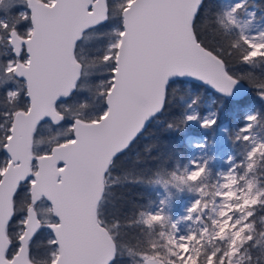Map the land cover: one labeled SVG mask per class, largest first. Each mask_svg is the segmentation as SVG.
Returning a JSON list of instances; mask_svg holds the SVG:
<instances>
[{
    "label": "water",
    "instance_id": "95a60500",
    "mask_svg": "<svg viewBox=\"0 0 264 264\" xmlns=\"http://www.w3.org/2000/svg\"><path fill=\"white\" fill-rule=\"evenodd\" d=\"M196 2L127 1L123 7L125 10L121 11V30L124 24H127V30L122 38L119 37L120 72L116 77L117 88L112 90L110 96L113 112L109 119L102 127H89L93 120L81 119L83 123L77 126L70 138L79 134L76 145L64 141L52 145L48 152L34 154L32 130L41 119H49L50 123L56 124L51 122L48 115L53 111L62 115L55 103L71 91L81 72V63L74 55L75 43L86 29L103 18L105 0H96V9L91 15L87 9L92 0H26L30 27L35 29L31 42L34 64L30 76L36 106L30 117L18 120V132L12 144L13 155L5 154L7 161L12 160L13 163L0 184V264H38L28 258V241L19 239L22 234H30L33 230L36 220L34 213L29 224L23 225L18 237L24 251L17 254L16 249L11 259L6 256L9 239L5 229L14 210L13 196L20 183L27 181L26 178L33 172H38L39 178L32 189V196H29L30 203L32 199L43 198L50 205L55 222L57 206L48 199L49 195L56 198L59 210L67 214L71 207L75 213L71 224H66L63 229L66 241L71 240L73 255L66 253L62 264H70V261L73 264H106L114 241L112 236L107 229L96 232L94 236L88 235L80 223V217L86 216L91 223H96L97 206L103 194L104 175L110 161L127 146L142 114L158 107L169 77L186 70L183 63L173 58L172 53L178 45H187L193 39L192 16ZM8 38L12 51L16 53L12 43L14 38L10 34ZM16 43L23 46L20 40H16ZM184 80L204 85L210 91L225 96L200 80ZM246 90L247 85L241 81L233 95L225 97L240 98ZM37 156L46 158L36 160ZM65 160H71L73 168L61 174L59 169ZM64 175L71 179L61 184ZM51 235L55 238L53 233ZM48 264H53V260Z\"/></svg>",
    "mask_w": 264,
    "mask_h": 264
},
{
    "label": "trees",
    "instance_id": "16d2710c",
    "mask_svg": "<svg viewBox=\"0 0 264 264\" xmlns=\"http://www.w3.org/2000/svg\"><path fill=\"white\" fill-rule=\"evenodd\" d=\"M47 1V0H45ZM129 0H110L107 7L110 23L113 29H121V11ZM254 4L260 14H264V0H247L245 5ZM26 7V0H0V13L10 26H16L19 33L24 28L19 27L18 21L22 16L17 8ZM222 5L220 0H204L200 23L195 27L200 39L208 47L215 49L223 56L235 76H246L258 83H264V57L256 63H244V57L248 54L246 45L239 43L242 38L236 31L227 30L220 22ZM29 14V13H28ZM27 26H30L29 21ZM9 32L0 28V80L6 79V64L9 59H14L10 46L7 45L6 36ZM99 34L93 31H84L82 37L75 43L74 55L81 63L79 86L84 89L83 94L79 91L76 95L68 96L64 103L56 109L62 114L63 120L59 123H48L38 129V135L33 138L32 151L34 154L48 152L54 144L67 141L72 137L71 125L68 123L73 115L78 118L91 121L99 117L105 111V97L101 96L108 85L102 82L111 80V62L105 63L104 57L108 43L115 34L109 33L97 39ZM77 82V81H76ZM240 98H229L214 93L204 85L177 81L169 91L166 109L155 116L144 128L143 132L136 139L117 163L113 158L104 175L103 199H100L98 206L100 214L108 221V228L111 227L113 218H118L120 228L118 233H112L113 240L120 246L123 253L122 264H142L143 256H150L153 253L157 257L164 255L158 246V227L150 228L140 220V214L145 211L156 200V194L151 189V184L156 178L166 179L182 166L187 160V146L185 143V132L190 127L184 122L182 115L185 113L186 104L181 98L188 93V86L193 89L195 105L202 110V102L209 94L214 100L212 107L216 113V124L204 127L195 126L198 131L210 138L221 123H226L229 143L235 151V160L243 158L246 149V141L241 139V126L244 123L245 111L251 109L260 114L257 126L264 129V101L256 94L254 89L248 87ZM87 101V107L82 108L81 104ZM18 105L10 104L4 96L0 95V141L3 140L4 130L8 127L5 122L4 113L13 111ZM7 163L5 154H0V168ZM237 163V164H238ZM255 171L264 184V158L256 162ZM19 186L28 188V182L23 181ZM213 194V188L208 187V195ZM22 200L15 201L14 211L18 212L20 205L28 201V192L22 195ZM203 200H208V197ZM22 202V203H21ZM105 209L107 215L105 216ZM250 215L252 230L250 241H245L241 249L244 253L242 264H264V200L252 207ZM50 214V213H49ZM51 215V214H50ZM40 219L45 220L44 214L40 213ZM12 227L7 229L10 240L6 255H12L18 244V236L22 224L11 223ZM52 239L48 230L40 233L31 243L30 261L38 264H48L52 260V252L56 251L54 245L48 241ZM218 252L219 259L223 260L222 252L226 250L227 243L224 240H216L211 244L200 246L199 254L195 264H207L206 257L214 251Z\"/></svg>",
    "mask_w": 264,
    "mask_h": 264
},
{
    "label": "snow or ice",
    "instance_id": "6c2138e0",
    "mask_svg": "<svg viewBox=\"0 0 264 264\" xmlns=\"http://www.w3.org/2000/svg\"><path fill=\"white\" fill-rule=\"evenodd\" d=\"M204 0H197L195 4V12L192 16V33L193 39L191 43L183 46H177V48L172 53V56L178 62L184 64L186 70L179 71L178 74L172 75L169 77L168 82L164 86L163 97L159 102L158 107L152 110L145 111L141 118L140 123L137 129L135 130V134L131 137L126 147L122 148L116 155L113 157V162L117 163L118 159L123 157L124 154L128 151V149L134 144L139 135L143 132L146 125L160 112L164 111L167 106L169 91L172 87L177 83V81L183 79H197L200 80L203 84L211 86L218 93L224 94L225 96H232L234 93V89L241 81H247L248 87L254 89L256 94L264 99V83H258L255 80H251L246 76H235L231 69L228 67L227 62L215 49L208 47L203 41L200 39V35L196 29V25L200 23V14L201 8ZM246 2V0H245ZM110 0H105V12L102 19H100L97 23L91 25L85 31H93L98 33L97 39L102 38L104 35L112 33L118 35L119 37H123L126 34L127 24L123 25L122 30H114L110 21L112 18L109 16L107 7L110 4ZM245 4L240 2L236 3L233 7L232 12L226 13V17L230 20L235 19V13L238 12L239 9L243 8ZM96 9V0H92V3L88 5L87 12L91 15ZM125 9H122L124 11ZM17 12L21 14L22 21H18L19 27L24 28L23 33H19L16 26H10L5 20L0 18V28L9 32L10 36L13 37L12 43L15 45L16 56L18 59L10 60L6 64V79L0 80V95L4 96L5 99L13 105H18L15 110L9 111L3 114L5 117V122L8 124V127L4 130L3 140L0 141V154H8L13 155L12 153V144L16 138L18 132V120L21 118H28L32 115L33 109L36 106V97L33 93L31 76L30 72L32 70V65L34 64V56L32 53L31 42L33 39V33L35 31L34 28L28 27L27 22L30 17L26 11L21 8H17ZM253 17H255V13H251ZM3 14L0 13V17ZM16 40L22 41L23 47L21 44H17ZM244 44L248 48V54L244 57V63H256L262 57H264V32H261L259 36H250L244 35L242 40L239 42ZM120 47V40L118 39L115 43H109L108 48L106 50L107 54L104 57L105 63L111 62V73L113 75V79L102 82L103 84L108 85L101 93V96L106 97V109L105 111L88 125L91 127L92 125L102 127L103 124L109 119L111 113L113 112L112 100L110 98L112 90L117 88L116 77L120 72L119 67V59H118V49ZM77 67L79 64L77 63ZM83 94L84 89L79 86V79L73 85L71 91L65 93L64 97L59 98L56 103L59 107L64 103V99L68 96L76 95L77 92ZM196 101H193L195 104ZM87 101L85 100L81 107H87ZM189 108L192 105L188 106ZM51 116V122L59 123L63 120V116L55 113L48 114ZM184 122H193L200 121L202 122L204 127L213 126L216 124V113H210L208 117L201 118L198 112L189 114L185 112L182 115ZM248 124L254 126L255 123L260 119L259 113H252L246 117ZM49 119H41L37 122L36 127L32 130L33 138L38 135V129L45 124H48ZM71 125L70 131L75 132L77 126L81 125L83 121L79 119L76 115H73L72 119L68 121ZM251 128H244L241 130L242 135L250 132ZM80 137L77 133L75 138L67 139V144L76 145L79 141ZM63 146V145H61ZM51 151H55L52 149ZM264 158V144L259 145L255 148L251 153H249V168L253 167L257 158ZM46 158L37 156L36 160H40ZM231 163V161H229ZM13 161L8 160L5 168H0V184L4 182V177L7 174L8 168L11 167ZM63 167L59 169L61 174H65L66 169L71 170L73 168V162L71 160H65L62 162ZM206 168L205 166H196V170L192 172L190 179L196 180L198 177L202 175ZM39 173L33 172L29 175L26 180L28 182V188L25 189L23 186H18L16 193H14V201H18L22 198V195L25 191L28 192L29 196H32V189L36 187L38 183ZM71 179L70 176L64 175V179L60 181L61 184H65L67 181ZM226 182L223 185L224 189H230L236 183V179L233 177L231 173H229L226 178ZM252 186L249 185V189L251 190ZM235 192H227L226 198H235ZM259 196H264V192H260ZM259 196H253L251 198H245L243 200V207L247 208L249 205H256L260 202ZM49 200L52 201L53 205L57 206L55 210L56 221L53 223L50 220H40V210H39V200L32 199L28 208L25 209L24 213L17 215L15 212L13 214L12 220L19 221L23 225H28L29 221L33 215L35 214V226L30 234L24 233L19 239L20 241L27 240L28 241V254L31 255V243L32 241L40 235L41 232L48 230L54 234L53 239H50L48 243L50 245H54L57 248V251L53 253V264H62L63 258L66 253L69 256L73 255V249L71 245L70 238L67 239L63 232V229L66 224H71L72 218L74 216V210L69 207L67 210V214L64 211L59 210L58 201L52 195H49ZM103 199V196L101 197ZM201 201H196L193 205V208L190 209L192 212H196L201 207ZM52 211V209H50ZM107 210L105 209L104 215L106 216ZM221 215H225L221 213ZM191 218V217H189ZM161 217L159 215L155 217H149V223H152L154 220H159ZM80 223L82 227L86 230L87 234L90 236H94L96 232L108 230L109 235L112 233H118L120 228V221L118 218H113L111 222V227L108 228V221L100 214L99 207H97L96 214V223H91L86 216L80 217ZM233 222H228L227 227L231 228ZM238 223V222H237ZM220 231L216 233L217 237L223 239L226 235L225 232V224L221 222L219 224ZM197 237H182L176 243V246L179 247L181 243H189L195 241ZM252 237L248 235L247 229L241 228L239 231L233 230L232 239H231V248L229 250L224 251V259H219L218 252L220 250L214 251L211 255L206 257L207 264H231L230 257L236 255L239 250V246L242 245L245 241H250ZM17 254L24 251V247L21 244H17ZM173 255L178 256L179 253H172ZM11 259V254L9 255ZM185 260L187 257L184 258ZM195 259V257H193ZM123 261V253L120 250V246L113 241L109 256L106 258V264H122ZM70 264H73L70 261ZM75 264H81V262H75ZM144 264H159L156 259V254L153 253L152 256L144 257ZM169 264H175V261H169ZM180 264H184V260L180 261Z\"/></svg>",
    "mask_w": 264,
    "mask_h": 264
},
{
    "label": "rangeland",
    "instance_id": "374dc122",
    "mask_svg": "<svg viewBox=\"0 0 264 264\" xmlns=\"http://www.w3.org/2000/svg\"><path fill=\"white\" fill-rule=\"evenodd\" d=\"M220 2L222 5L220 22L227 30L238 32L241 38L244 35L259 36L261 32H264V14H260L254 4L245 5L234 14L235 19L230 20L225 14L232 12L234 5L238 2L245 4V0H220ZM21 9L29 13L27 7ZM251 13H255V17L250 15ZM115 30L121 29L116 27ZM6 39L7 45H9L8 36H6ZM118 39L119 36L115 35L109 43H115ZM14 59H18V57ZM181 100L186 104L185 112L189 114L198 112L203 118L208 117L210 113H215L212 107L214 100L212 94H209L202 102V110L193 104L194 95L190 86H188L187 95L183 96ZM189 105H192V107L189 108ZM252 113L255 112L248 109L243 117L244 123L241 129L248 127L252 130L241 136V139L246 141V149L239 163L236 162L235 151L229 143L226 123L218 125L215 133L207 138L205 133L194 128L195 126L201 127L202 122H188L190 127L186 130L184 136L188 150L187 160L182 166L177 167L169 178H156L152 182L151 189L156 194V200L139 217V220L146 226L150 228L158 227V246L162 249L164 255L160 258L156 256V259L161 264H169L170 260L175 261V264H180L181 260H184V264H195L201 245L211 244L216 240H224L227 243L226 250H229L234 229L236 231L241 228L247 229L248 235L250 234L252 221L249 217L253 212V205L245 208L243 207V200L259 196L260 192H264L263 181L255 171L259 157L253 167L249 168V153L259 145L264 144V129L257 126V122L254 126L249 125L246 119ZM197 165H206V168L200 177L192 180L190 177L192 172L196 170ZM229 173L236 179V183L232 188L224 189L225 178ZM249 185L252 186L251 190ZM209 186L213 188L211 196H207ZM229 191L235 192L236 197L226 198ZM206 196L208 200L204 201L203 198ZM198 200L202 202L201 207L196 212L190 211ZM259 200L262 202L264 196H259ZM23 210L24 208L20 205L18 215L24 213L25 210ZM39 210L46 219H53L49 214L50 205L44 199H39ZM221 213L225 215H221ZM157 215L161 219L149 223V217ZM262 219L264 220V216ZM230 221L233 222L231 228L227 227ZM13 222L20 223L19 221ZM221 222L225 224L226 232L223 239L218 238L216 235L220 231L219 224ZM21 232L22 228L19 234ZM190 236H195L197 239L190 242V244L181 243L179 247L176 246L175 242H178L180 238ZM241 246H239L238 253L230 257L231 264H242L244 253ZM217 250L219 249L217 248ZM172 253H179V255L176 256ZM223 253L224 251L222 252L224 258ZM144 257L146 256L142 257L143 262ZM185 257H187L186 260Z\"/></svg>",
    "mask_w": 264,
    "mask_h": 264
},
{
    "label": "flooded vegetation",
    "instance_id": "af4514ba",
    "mask_svg": "<svg viewBox=\"0 0 264 264\" xmlns=\"http://www.w3.org/2000/svg\"><path fill=\"white\" fill-rule=\"evenodd\" d=\"M30 27V26H29ZM9 42V41H8ZM9 46H10V44H9ZM21 47H23V46H21ZM10 48H11V46H10ZM11 50H12V48H11ZM12 53H13V55L14 56H16V53H14L13 51H12ZM17 191V190H16ZM16 193V192H15ZM23 197V196H22ZM40 199H43V198H40ZM22 200V198L20 199V201ZM12 202H13V209H14V203H15V201H14V196H13V200H12ZM22 203V202H21ZM29 204H30V200H29V194H28V201H27V203L26 204H23L22 203V207L24 208V210L29 206ZM15 210V209H14ZM13 210V214H14V211ZM23 210V211H24ZM19 212V211H18ZM18 212L16 213L17 215H18ZM13 214H12V217H13ZM50 214H51V212H50ZM12 217L10 218V220H9V222L7 223V225H6V229H5V232H6V235H7V237H8V233H7V229L8 228H10V227H12V225H11V223H13V220H12ZM51 217H53V215L51 214ZM39 219H40V217H39ZM41 220V219H40ZM45 220H50V219H46V217H45ZM50 221H52V222H55V218L53 217V219L52 220H50ZM22 228H23V224H22ZM49 234L51 235V233H50V231H49ZM19 237V236H18ZM51 238H52V235H51ZM8 239H9V237H8ZM53 239V238H52ZM18 240V239H17ZM9 243H10V240H9ZM9 246V245H8ZM55 249H56V246H55ZM7 250V249H6ZM56 251H57V249H56ZM56 251H54V252H52V255H53V253H55ZM7 256V255H6ZM53 258L54 257H52V260H53ZM51 260V261H52ZM50 261V262H51Z\"/></svg>",
    "mask_w": 264,
    "mask_h": 264
}]
</instances>
